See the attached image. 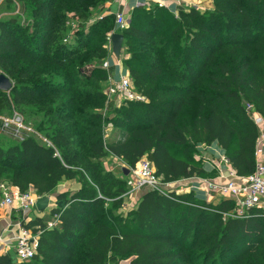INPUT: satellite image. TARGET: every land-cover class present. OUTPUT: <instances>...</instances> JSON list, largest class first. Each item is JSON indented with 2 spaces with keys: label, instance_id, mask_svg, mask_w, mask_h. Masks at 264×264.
Here are the masks:
<instances>
[{
  "label": "trees",
  "instance_id": "16d2710c",
  "mask_svg": "<svg viewBox=\"0 0 264 264\" xmlns=\"http://www.w3.org/2000/svg\"><path fill=\"white\" fill-rule=\"evenodd\" d=\"M110 0H7L0 18V116L20 112L34 135L1 130L0 185L53 195L63 180L81 189L57 196L59 225L23 221L39 234L38 253L20 264H264V210L229 215L194 193H143L126 209L131 189L109 157L135 169L147 158L163 184L215 179L200 148L217 143L239 178L256 170L264 118V0H212L213 9L135 7L116 30ZM124 37L123 65L144 101L110 111L103 68L109 35ZM248 107H251L249 109ZM112 129L124 138L109 142ZM0 264H16L2 256Z\"/></svg>",
  "mask_w": 264,
  "mask_h": 264
},
{
  "label": "built area",
  "instance_id": "2783aa9c",
  "mask_svg": "<svg viewBox=\"0 0 264 264\" xmlns=\"http://www.w3.org/2000/svg\"><path fill=\"white\" fill-rule=\"evenodd\" d=\"M7 0H0V10L5 5ZM127 1V0H117ZM183 0H175L180 5ZM170 0H139L136 7H147L151 4H157L160 7L170 8ZM176 13V12H175ZM16 15L20 14V5L16 4ZM130 21V17L125 14H116V27L118 31L126 29ZM112 35V34H111ZM109 36V50L112 53V46ZM104 69L108 70V62L104 63ZM106 90L108 100H117L118 106L125 101H144L139 94L136 93L135 88L132 84L131 78L127 76H121L120 80L116 83H110ZM251 109V107H248ZM253 120L260 130V138L257 144L256 150V170L254 174L247 178L242 179L239 183H236L237 177L231 166L225 158L222 162L226 169L218 167V177L215 179L202 180L201 190L206 192L209 196L215 194L218 195L222 200H228L235 203L236 208L229 215L225 217L235 218H246L248 213L255 209L264 210V164L259 160L263 150V133H264V118L257 114H253ZM0 123L2 125L1 130L5 132L12 131L19 140L23 141L27 135H34L45 143L50 144L44 139L38 132L30 127L19 114L14 113L13 116H0ZM106 134V139H107ZM123 167H126L123 164ZM128 168V167H127ZM131 174L128 176V186L131 189L130 195L139 194L144 191L154 190L162 195L167 196L168 193L176 192L168 190L164 186L169 187L171 184H163L161 179L156 176V170L154 165L147 159L143 158L135 169H131ZM177 193V192H176ZM178 194V193H177ZM0 195L3 197V204L12 206L15 201L22 203L21 209L23 212L35 211V204L40 198L35 191L30 190L28 193L22 194L18 188L12 187L7 183L0 185ZM59 222L57 217H53V220L46 223L49 229L58 227ZM20 235L16 238L15 254L19 263H29L38 253L39 246V234H35L33 231L25 228L20 224Z\"/></svg>",
  "mask_w": 264,
  "mask_h": 264
},
{
  "label": "crops",
  "instance_id": "0c3cea01",
  "mask_svg": "<svg viewBox=\"0 0 264 264\" xmlns=\"http://www.w3.org/2000/svg\"><path fill=\"white\" fill-rule=\"evenodd\" d=\"M137 2H139V0H127L121 2L117 0H110L106 4V8L108 10V13H121L129 16L131 11L136 7ZM169 6L173 12H175L177 9H189L191 7H196L202 11L213 9L212 0H183L180 5L176 3L175 0H170ZM1 13L2 14L0 17L7 16L6 12ZM125 58L126 57L123 54L120 58L116 57L113 53L110 54L107 61L109 64V68L107 71L109 74V80H111L110 83H116L120 80L121 76H127L129 74V72L123 65V60ZM118 104L119 102H117V100H108V109L112 111L117 108ZM106 134L108 135L107 139H110L108 131L106 132ZM262 135L263 146L261 148L263 152L259 157V160L262 164H264V133ZM124 137L125 136L123 133L121 135L118 134V136L114 135V138L112 140L110 139L109 142H115L123 139ZM200 158L204 160L206 168L209 171L214 170V168L217 169L218 167L223 168L224 170L226 169V166L221 163L222 159L225 158V152L218 146L217 143H214L211 146H202L200 148ZM105 167L107 170L112 171L115 174H120L122 172L123 163L115 157H109L105 161ZM217 175H219V173H217ZM235 180L236 183H239L242 179L237 178ZM171 186H175V188L177 189L175 191L178 194H189L193 192L197 199L206 201L208 203L217 204L222 200V198L215 194L211 195V197L209 198L208 194L201 190V179L194 178L183 180L177 183H173L171 184ZM81 187V184L76 180H63L59 184L56 192L53 195H50V211H45L47 212L46 216L44 215V213H39L36 210L32 212H23V210L21 209L22 203L20 201H15L12 206L4 205L3 197L0 195V258L2 256H9L14 263L20 264L15 254L16 238L20 235L21 232L20 224H22L23 221L29 222L37 218L44 219L45 223L50 222L46 220V217H52L51 214L53 210L64 207V203L57 201V196L65 192L75 193L79 191ZM31 190L34 191L33 189ZM144 192L130 195L131 197L129 198L128 202L131 203V205L129 208H133L137 205L139 199L142 196V193ZM120 264H125V262H121Z\"/></svg>",
  "mask_w": 264,
  "mask_h": 264
},
{
  "label": "water",
  "instance_id": "95a60500",
  "mask_svg": "<svg viewBox=\"0 0 264 264\" xmlns=\"http://www.w3.org/2000/svg\"><path fill=\"white\" fill-rule=\"evenodd\" d=\"M110 42L112 46V53L116 57L120 58L122 56L123 44H124L123 35L119 33H113L110 37ZM13 86H14L13 82L6 75L4 74L0 75V91L10 92ZM122 173H124V175L128 177L131 174V170L127 167H123ZM50 201H51L50 196L40 197L35 204L36 211L39 213L45 212L50 206ZM131 261L132 259L125 261V264H130Z\"/></svg>",
  "mask_w": 264,
  "mask_h": 264
},
{
  "label": "rangeland",
  "instance_id": "374dc122",
  "mask_svg": "<svg viewBox=\"0 0 264 264\" xmlns=\"http://www.w3.org/2000/svg\"><path fill=\"white\" fill-rule=\"evenodd\" d=\"M191 8H196V7H191ZM196 9H198V8H196ZM1 12H6V15L7 16H13V15H16L15 14V12H16V10L13 12V10L11 9V8H9V10H4V11H2V10H0V16H1ZM176 14H178V13H176ZM129 15V14H128ZM7 16H5V17H7ZM128 17H130V15L128 16ZM1 18V17H0ZM111 34H113V33H111ZM110 34V35H111ZM122 54H123V51H122ZM1 74H3V73H1L0 72V75ZM13 82V81H12ZM14 113H17V114H19L21 117H23V115L20 113V112H18V111H14ZM13 113V114H14ZM13 114L11 115V116H13ZM10 116V117H11ZM24 118V117H23ZM30 127H32L36 132H37V130L35 129V125H34V123H30V124H28ZM108 133H109V138L112 140L113 138H114V135H117L118 136V134H122L120 131H114V130H112V129H109L108 130ZM13 136H15L14 134H13ZM14 139H19L18 137H13ZM110 139H107V140H110ZM166 189H168V190H173V191H175V190H177L176 188H175V186H169V187H167L166 185L164 186ZM134 196V195H133ZM131 196H129V198H130ZM129 198H128V200H129ZM133 199H135V198H133ZM130 205H131V203H129L128 202V205H126V208H129L130 207ZM47 210H49V208L47 209ZM46 210V211H47ZM50 211V210H49ZM44 213V215L46 216V214H47V212H43ZM46 220L47 221H51V220H53V218L52 217H49V216H47L46 217Z\"/></svg>",
  "mask_w": 264,
  "mask_h": 264
}]
</instances>
